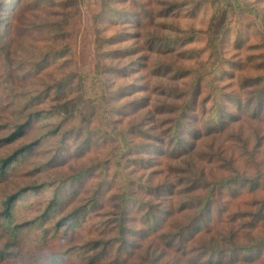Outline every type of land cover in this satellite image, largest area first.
<instances>
[{
	"label": "rangeland",
	"instance_id": "374dc122",
	"mask_svg": "<svg viewBox=\"0 0 264 264\" xmlns=\"http://www.w3.org/2000/svg\"><path fill=\"white\" fill-rule=\"evenodd\" d=\"M237 1L244 10L230 0H107L109 9L102 0H0V158L35 141L0 174V264H44L47 250L64 253L49 264H83L78 246L112 224L115 216L107 211L118 208L102 209L80 232L66 226L59 230L62 234L50 230L46 252L36 255L32 240L58 218L43 214L54 188L46 182L57 185L58 174L97 168L100 160H112L111 154L119 149L115 128L141 123L150 134L168 139V123L187 100L189 119L203 117L205 107L217 115V123H224L212 133L203 131L193 139L195 147L187 145L188 151L171 153L165 168L130 160L155 157L147 145L155 141L143 137L145 146L114 159L116 168L107 177L116 179L111 181L114 189L127 173L142 182L181 187L192 175L212 182L234 169L249 180L228 197L227 213H236L238 219L226 222L224 214L219 224L197 235L196 243L226 250L248 247L264 237V219L256 228L244 226L264 198V110L257 117L234 120L242 102L264 85V78L259 83L249 80L264 73V0ZM174 4L178 7L170 10ZM140 5L150 13L144 15ZM61 84L64 90L59 94ZM140 98L147 102L143 108L134 104L115 109ZM255 104L264 108L262 94ZM37 110L43 112L36 115ZM23 122H27L24 134L12 142L2 140ZM58 124V132H52ZM131 137L138 139L135 134ZM88 174L78 185L81 193L75 204L84 202L100 181L96 169ZM135 186L132 199L149 198ZM15 191L21 193L15 198L11 221L32 222L24 226L28 241L24 253L6 256L2 248L7 240L1 232L9 218L3 210ZM193 214V209L186 210L176 219L183 223ZM122 264L185 263L171 247L147 240ZM222 264H264V247L260 253L228 258Z\"/></svg>",
	"mask_w": 264,
	"mask_h": 264
},
{
	"label": "trees",
	"instance_id": "16d2710c",
	"mask_svg": "<svg viewBox=\"0 0 264 264\" xmlns=\"http://www.w3.org/2000/svg\"><path fill=\"white\" fill-rule=\"evenodd\" d=\"M230 1L234 7L244 10L240 7L237 0ZM102 5L105 9L110 8L107 0H102ZM139 7L144 8L142 5ZM177 7L178 5L174 4L170 10H175ZM144 9V15L150 13ZM116 15L117 13L114 12V16ZM157 40L161 46L163 39ZM121 68L123 69V67ZM99 72L100 69L97 67L96 73ZM263 78L264 73L256 77V79L249 80L259 83ZM250 84L245 85V87ZM63 86L64 84L60 85L61 89L57 93L61 94L63 92ZM144 88L148 89V84H145ZM263 91L264 85L254 89V95L246 99L245 102H242L239 115L234 116V120L238 119L239 116H260L264 108L261 104H255V101L258 100L260 94L264 96ZM96 95L99 96L98 93ZM98 100H101V98L99 97ZM188 101L184 106L177 107V115L173 120L169 121L167 127L169 130L168 139L158 138L150 134L149 131L141 126V123H131L127 129H116L114 127L120 136L117 141L119 149L111 154L112 160L109 158L100 160L98 169L88 166L78 170L76 173L58 174L60 179L57 185L53 181L46 182V184L51 186L54 185V188L52 189V197L45 206L43 214L50 216L52 213L55 216L58 215V218L51 223L48 229L45 228L36 239L34 238L35 240H32L33 246L38 248L36 255L46 252V244L51 238L48 235L50 230L58 231V233L62 234V231L59 230L62 226H66V229L80 232L82 226L87 224L92 216L102 214L101 210L110 206L118 208L116 212L113 210L107 211V214L115 216L112 220L113 223L100 231L97 237H90L83 245L78 246L80 249L78 252L81 253L80 257L83 259V264H122V262L128 261L137 254L147 240L158 241L167 247H171L180 254L185 264H222L228 261V258L247 257V254L252 252L260 253L262 251L264 237L252 240L248 247L234 245L232 249L226 250L211 248L212 246L203 243H196L198 241L197 235L203 230L208 231L209 227L213 224H219L223 220L222 216L224 214H228L226 222L231 223L238 219L236 213H227L228 197L237 194L239 190L237 185L244 186L246 185L244 182L249 180L243 176L236 175L234 169H232L228 176L222 179H215L212 182L207 181L201 175H192L187 178V181L181 187L178 184L169 182H159L157 184H153L150 181L148 183L142 182L127 173L124 176L122 175L121 179L118 180L119 189H114L111 181H115L116 179H109L107 177L110 169L116 168L114 159L126 158L130 152H134L138 147L142 149L145 146L141 140L143 137H149L155 141V143L147 144L150 145V150L155 151V157H133L130 160L134 163L145 161L146 163L149 162L150 166L156 164L165 168V166H169L168 159L171 157L169 155L174 156L171 153L176 150L182 151V153L188 151L187 148L195 147L196 143H193V139H199L203 131L212 133L224 123L223 120L217 123V115L209 114L205 107L204 112H206L203 117L200 118L197 115H193L192 119H189ZM146 103L144 98L134 99L126 106L116 105L115 109H124L127 106H135L134 104L138 108H143ZM42 112L43 110H37L34 114L37 115ZM26 124L27 122H23L16 125L13 131L2 140L8 142L14 141L18 135L24 134ZM59 125H56L52 132H58ZM132 134H135L138 139L135 140L131 137ZM33 145H35V141L23 143L11 154L1 157L0 174L5 173L6 169L14 163L19 153L29 151ZM135 154H139V152ZM209 161L213 162V159H209ZM94 169L100 174V181L91 189L84 202L75 204L81 193L78 185ZM260 176L262 175L258 173L257 177ZM135 184V187H139V190L144 192L145 196H149L148 199H132L134 197L132 185ZM26 189L25 187L23 190ZM23 190L20 191L22 192ZM20 191L13 192L5 200L3 213L9 219L7 220V227L1 234L7 240L2 248V254L6 256L22 255L25 250L24 248H26L25 243H28L25 237L27 231L24 230V226L32 221H25L24 223H13L11 221L14 201L17 195L21 193ZM132 200H134V204L130 205ZM192 209L194 214L189 216L188 221L182 223L176 219L184 211ZM243 214L249 215L247 212ZM250 215H252L251 220L247 221V225L244 226L256 228L259 226L258 221L264 219V198L259 202L257 211L250 213ZM37 219L40 220L39 217ZM235 233H232L233 238L237 237ZM246 233L250 234L248 231ZM47 251L49 253L46 257L47 261L44 264H49V260L59 259L64 254L59 251Z\"/></svg>",
	"mask_w": 264,
	"mask_h": 264
}]
</instances>
